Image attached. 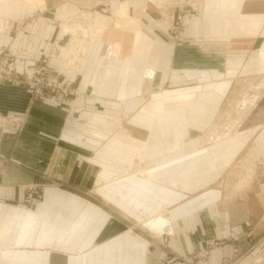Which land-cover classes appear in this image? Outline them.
Wrapping results in <instances>:
<instances>
[{
	"label": "crops",
	"instance_id": "obj_1",
	"mask_svg": "<svg viewBox=\"0 0 264 264\" xmlns=\"http://www.w3.org/2000/svg\"><path fill=\"white\" fill-rule=\"evenodd\" d=\"M263 49L264 0H0V71L74 92L0 80V264H264Z\"/></svg>",
	"mask_w": 264,
	"mask_h": 264
},
{
	"label": "rangeland",
	"instance_id": "obj_2",
	"mask_svg": "<svg viewBox=\"0 0 264 264\" xmlns=\"http://www.w3.org/2000/svg\"><path fill=\"white\" fill-rule=\"evenodd\" d=\"M25 2L27 1L28 3H30V2H34V0H24ZM71 28H73V27H71ZM77 31V30H76ZM76 31H74L73 32V34H72V36H73V41H75V39H79V37H78V34L77 35H75L74 36V34L76 33ZM81 33H82V31H81ZM75 37V38H74ZM5 64H6V66L4 67V69H2L1 71H0V75H4V76H8V77H18V73H16L17 72V69L13 66V63L12 62H9V63H7V62H5ZM44 67L43 69H47L48 68V63L47 62H45V63H43L42 65H39V67ZM39 67H38V69H39ZM41 70V71H44V70ZM49 69V68H48ZM11 71L14 73L13 75H11ZM151 71V70H150ZM149 71V72H150ZM51 74V73H50ZM49 79H51V81H52V83L53 84H56V85H59L60 83L57 81V79H55V77L54 76H52V75H50L49 77H48ZM0 80H4V81H9V79H7V78H4V77H0ZM259 80H262V79H259ZM259 80H258V82H259ZM11 83H13L14 84V82L13 81H11ZM28 88H29V84H28ZM244 95H243V97H242V99L238 102V104H241L243 107H248V106H251V105H249V103H250V101H249V98H244ZM243 100V101H242ZM242 101V103H240ZM238 104L236 105V106H238ZM260 106H263V105H260ZM261 109V108H260ZM263 110H264V106H263ZM246 111H249V113H248V117H251V113H252V111H251V109L248 107V109H246ZM256 116V115H255ZM262 118L264 119V117L262 116ZM264 121V120H263ZM264 123V122H263ZM232 126V133H233V135L235 134V132H240V129H244V128H248V129H250L252 126H250V127H242V128H240V127H238L237 125H236V123H233V124H227V126L225 127V129L227 128H230V126ZM223 126V125H222ZM219 127L218 125H217V127H215V128H210V131H213V132H216V131H222L223 130V127ZM238 130V131H237ZM209 131V130H208ZM207 131V132H208ZM209 139H210V137H208ZM211 140V139H210ZM252 148H251V146L249 147V149H248V153H247V155L243 158V160H242V162L240 163V165L239 166H237L236 168H233L232 170H231V172H230V174L227 176V178L225 179V180H223V182H222V186L224 187V188H226L227 189V191L226 192H228V194L229 193H231V191L233 190H236L237 188H235L234 189V187H235V184L236 183H239L240 182V178H242L243 176H245L244 175V171L246 172V169H245V162H246V160H247V158H249V156L253 153V149L251 150ZM261 162V161H260ZM258 166H259V164H258ZM238 170V172H236ZM256 170H257V168H256ZM241 171V172H240ZM240 172V173H239ZM257 172V171H256ZM140 174H144V172H141ZM232 191V192H233ZM225 192V193H226ZM164 206H167V205H163L162 206V208H164ZM162 208H161V210H162ZM169 209V208H168ZM160 214H162V212L160 211L159 212ZM156 214H158V213H156ZM163 215V214H162ZM164 216V215H163ZM166 216H168L169 217V214H168V212L166 213ZM147 219H144V220H142V221H140L139 223H136V226L138 227V226H140V228H142V229H144V230H150V231H155L156 233H160V229H164V226L166 225V223L165 222H163L162 224H161V226L159 227V228H157V229H153V228H149V227H145V226H143V225H141L142 223L141 222H145ZM171 223V222H170ZM169 224V223H168ZM172 225V227H171V231L173 230L174 231V236H175V229H174V226H173V224H171ZM152 235V234H151ZM159 235V234H158ZM162 238V237H161ZM153 239H158V237H153ZM163 239V238H162ZM164 240H166L165 238H164ZM163 240V242H165ZM176 261V260H175ZM177 261H180L179 259L177 260ZM183 260H181L180 262H182ZM183 263V262H182Z\"/></svg>",
	"mask_w": 264,
	"mask_h": 264
},
{
	"label": "built area",
	"instance_id": "obj_3",
	"mask_svg": "<svg viewBox=\"0 0 264 264\" xmlns=\"http://www.w3.org/2000/svg\"><path fill=\"white\" fill-rule=\"evenodd\" d=\"M184 19H183V15H178L177 16V22L175 25H177L178 27H180L181 25H183ZM44 67H39L35 68V69H31L29 72H27L23 77H8V76H4V75H0V77H4L9 79V81H13L15 84L20 85L23 83H27V85L29 84V91L33 94L34 98H37L39 100L45 101L48 99V97L51 95V93H59V92H70V93H74L72 90H68L67 88H65V86L63 87L61 84L56 85L53 84L51 79H49L48 77L50 76V72L49 69H43ZM44 71H41V70ZM14 73L11 71V75H13ZM169 224L166 223V227L164 229H160V234H154V232L148 230L154 237H162L163 240L164 238L167 241L168 237H171L173 234L171 233V227L168 226Z\"/></svg>",
	"mask_w": 264,
	"mask_h": 264
},
{
	"label": "bare ground",
	"instance_id": "obj_4",
	"mask_svg": "<svg viewBox=\"0 0 264 264\" xmlns=\"http://www.w3.org/2000/svg\"><path fill=\"white\" fill-rule=\"evenodd\" d=\"M125 13V12H124ZM76 25H78V24H75V26L73 25V28H72V30H71V33L73 34V32L74 31H76V30H78V31H80V25H78L77 27L78 28H76ZM68 27L67 28H65V30L66 31H68ZM81 31H83V29L81 28ZM77 32V31H76ZM76 34V33H75ZM75 34H74V36H75ZM84 34V36L86 37L87 36V34H86V32H84L83 33ZM78 40V39H77ZM85 41V40H84ZM75 42V41H74ZM78 42V41H77ZM76 42V43H77ZM80 42V41H79ZM82 42V41H81ZM79 44H81V43H79ZM108 49V48H107ZM110 50V49H109ZM262 56H263V59H262V61L264 60V49L262 50ZM131 61V60H130ZM263 68H264V66H263ZM150 74H152V71H150L149 72ZM252 99V98H251ZM261 156H262V151L260 150V148L259 147H254L253 148V153L249 156V158H247V160H246V162H245V169H246V172L244 171V175L245 176H243L242 178H240V182L239 183H236L235 184V187L234 188H237V191L236 190H234L233 191V195H236V194H238V192H240L241 190H242V188L243 187H247V185H249L251 182H252V180H253V178H254V175H255V172H256V168H257V166H258V164H259V162L262 160L261 159ZM236 172H238V170L236 171ZM241 172V171H240ZM239 172V173H240ZM250 187V186H249ZM244 188V189H245ZM226 189V188H225ZM247 189V188H246ZM232 192V191H231ZM230 198V197H229ZM237 198V197H236ZM231 199V198H230ZM229 199V200H230ZM232 200V199H231ZM168 208H169V206H164V208H162V210H161V212H162V214L164 215V217L166 216V213H167V210H168ZM164 217H159V218H161V219H163L164 221L167 219V218H164ZM166 217H168V216H166ZM156 222V219H155V217H151L150 219H147L145 222H141L142 224L141 225H143V226H145V227H149V228H154V226H155V223ZM137 223H139V222H137ZM169 223V225L168 226H170V227H172V225H171V223L170 222H168ZM138 227H140V226H138ZM166 226H164V228H165ZM171 230V229H170ZM152 232H154V234H157L155 231H152ZM161 233V232H160ZM160 233H158V234H160ZM171 233L173 234L172 236H174V231L172 230L171 231Z\"/></svg>",
	"mask_w": 264,
	"mask_h": 264
}]
</instances>
